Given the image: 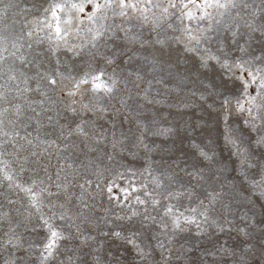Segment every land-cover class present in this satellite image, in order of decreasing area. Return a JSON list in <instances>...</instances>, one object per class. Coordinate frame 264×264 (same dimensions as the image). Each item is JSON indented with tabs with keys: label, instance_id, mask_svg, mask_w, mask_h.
<instances>
[{
	"label": "rangeland",
	"instance_id": "1",
	"mask_svg": "<svg viewBox=\"0 0 264 264\" xmlns=\"http://www.w3.org/2000/svg\"><path fill=\"white\" fill-rule=\"evenodd\" d=\"M0 264H264V0H0Z\"/></svg>",
	"mask_w": 264,
	"mask_h": 264
},
{
	"label": "snow or ice",
	"instance_id": "2",
	"mask_svg": "<svg viewBox=\"0 0 264 264\" xmlns=\"http://www.w3.org/2000/svg\"><path fill=\"white\" fill-rule=\"evenodd\" d=\"M108 6H110V5H108ZM121 7H124L125 5L123 4V2H121V5H120ZM205 7H211L212 5H210V4H205L204 5ZM219 7H224L225 5H218ZM95 8H100V7H102V5H99V4H97V5H95L94 6ZM134 7V6H133ZM80 11H83V8H81L80 9ZM57 31H59V29H57ZM249 75H251V73H249ZM253 79H255L254 77H253ZM57 234H56V232H53L52 233V236H56Z\"/></svg>",
	"mask_w": 264,
	"mask_h": 264
}]
</instances>
